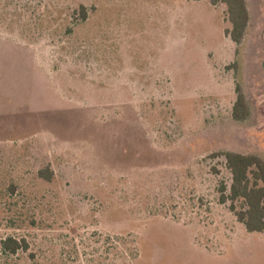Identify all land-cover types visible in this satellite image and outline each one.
Masks as SVG:
<instances>
[{"label":"rangeland","instance_id":"obj_1","mask_svg":"<svg viewBox=\"0 0 264 264\" xmlns=\"http://www.w3.org/2000/svg\"><path fill=\"white\" fill-rule=\"evenodd\" d=\"M245 1L237 45L208 0H0V264H264L219 192L225 153L264 161V0Z\"/></svg>","mask_w":264,"mask_h":264},{"label":"trees","instance_id":"obj_2","mask_svg":"<svg viewBox=\"0 0 264 264\" xmlns=\"http://www.w3.org/2000/svg\"><path fill=\"white\" fill-rule=\"evenodd\" d=\"M200 1V0H194ZM211 5L224 4L227 9L228 21L231 25L225 34L240 45L245 37L249 23V13L245 0H208ZM80 13L86 18V8L81 7ZM237 100L233 107V117L243 120L250 115L246 99L240 87L237 88ZM226 165L232 180L227 189L222 185L219 189L220 201L230 203V211L250 233L264 232V161L256 155H243L235 152L224 154ZM42 179L50 181L51 172L48 169L40 172ZM2 250L11 255L19 251L26 252L28 244L25 240L17 241L8 238L2 242Z\"/></svg>","mask_w":264,"mask_h":264}]
</instances>
